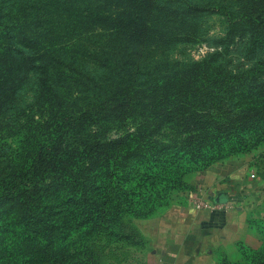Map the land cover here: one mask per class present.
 Returning <instances> with one entry per match:
<instances>
[{
	"label": "trees",
	"instance_id": "trees-1",
	"mask_svg": "<svg viewBox=\"0 0 264 264\" xmlns=\"http://www.w3.org/2000/svg\"><path fill=\"white\" fill-rule=\"evenodd\" d=\"M249 5L0 0V264H100L92 241L127 236L124 215L263 147L264 0ZM222 13L203 59L178 52ZM249 224L260 245L218 264H264V217Z\"/></svg>",
	"mask_w": 264,
	"mask_h": 264
},
{
	"label": "crops",
	"instance_id": "crops-1",
	"mask_svg": "<svg viewBox=\"0 0 264 264\" xmlns=\"http://www.w3.org/2000/svg\"><path fill=\"white\" fill-rule=\"evenodd\" d=\"M258 150L215 162L185 176L188 188L162 211L134 221L143 238L145 264H218L222 256L239 262V244L260 245L249 220L264 216V163ZM204 198L222 204L197 208Z\"/></svg>",
	"mask_w": 264,
	"mask_h": 264
},
{
	"label": "rangeland",
	"instance_id": "rangeland-1",
	"mask_svg": "<svg viewBox=\"0 0 264 264\" xmlns=\"http://www.w3.org/2000/svg\"><path fill=\"white\" fill-rule=\"evenodd\" d=\"M253 0H237L238 6L243 10H249L248 8L251 6L249 2ZM252 8V7H250ZM225 19H228V16L225 14H204L202 16L203 27L198 31V35L193 38V41L186 44L183 48L179 49L178 52L184 53L185 58L193 59L195 61H199L203 59L205 53L207 51L212 50V48L208 47L205 42L208 35L213 37H221L223 36L225 23L223 22ZM179 59V57H178ZM138 75V74H136ZM20 101H24V97H20ZM119 132L114 128L110 129L107 133V136L114 138ZM173 133L170 132L166 136V138H173ZM17 139L12 138L9 140L10 144L17 145ZM261 152L264 153V145L260 149ZM258 150L254 151L257 154ZM264 159V157L262 156ZM184 190V189H183ZM182 191V190H180ZM179 191H175L170 196V201H168L167 206L171 202L172 198ZM165 207H160L157 209V212L162 211ZM124 225L126 229L130 232L127 236L121 238H108L104 239L101 237H97L92 241V251L98 256V261L100 264H145L144 255H145V244L142 246L137 243L136 238L134 237L135 233V225L134 221L138 218V216H134L132 214L124 215ZM264 217V216H263ZM262 217V218H263ZM261 219V218H260Z\"/></svg>",
	"mask_w": 264,
	"mask_h": 264
},
{
	"label": "built area",
	"instance_id": "built-area-1",
	"mask_svg": "<svg viewBox=\"0 0 264 264\" xmlns=\"http://www.w3.org/2000/svg\"><path fill=\"white\" fill-rule=\"evenodd\" d=\"M193 203L197 208H203V209H208V210H214L222 206V204H220L217 201H208L204 198L193 200Z\"/></svg>",
	"mask_w": 264,
	"mask_h": 264
}]
</instances>
